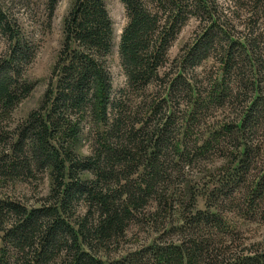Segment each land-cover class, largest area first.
<instances>
[{
    "label": "trees",
    "instance_id": "trees-1",
    "mask_svg": "<svg viewBox=\"0 0 264 264\" xmlns=\"http://www.w3.org/2000/svg\"><path fill=\"white\" fill-rule=\"evenodd\" d=\"M119 1L124 85L104 0H75L41 107L18 124L37 48L0 5V192L49 181L34 203L0 197V264H264V241L229 224L264 223V0ZM135 223L156 237L123 251Z\"/></svg>",
    "mask_w": 264,
    "mask_h": 264
},
{
    "label": "rangeland",
    "instance_id": "rangeland-1",
    "mask_svg": "<svg viewBox=\"0 0 264 264\" xmlns=\"http://www.w3.org/2000/svg\"><path fill=\"white\" fill-rule=\"evenodd\" d=\"M74 1L59 0L51 16L47 5L48 0H0V5L3 9L18 22L24 35L37 48L35 61L27 72V78L34 84V90L14 112L13 118L16 124L23 122L30 112L41 107L63 44L64 20L70 12ZM104 2L114 25L113 49L108 58V67L113 87L118 89L125 82L118 55L120 34L126 23L125 9L119 0H104ZM196 27V21L192 20L183 29L170 51L171 58L176 57L180 49L192 40ZM3 50L4 45L1 44L0 53ZM75 147L81 154H86L89 150L87 141H78ZM211 167L209 165V168ZM42 177L43 174H39V178L42 179ZM48 191L49 181L45 176L40 183L32 182L30 185L20 183L15 190L8 189L5 192L2 190L0 197L9 196L13 197V199H23V201L34 203L39 197L46 195ZM196 209L204 210L203 198L198 197ZM229 224L241 234V239L247 244L264 241V223H251L240 219H232ZM155 237V234L150 230L135 223L128 229L126 239L127 247H132L133 249H123V251L134 250V248L142 245H149Z\"/></svg>",
    "mask_w": 264,
    "mask_h": 264
}]
</instances>
